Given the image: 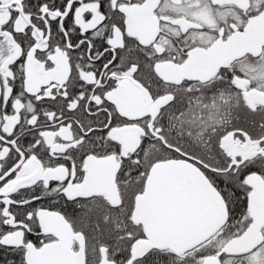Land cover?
I'll use <instances>...</instances> for the list:
<instances>
[{"label":"snow or ice","instance_id":"obj_1","mask_svg":"<svg viewBox=\"0 0 264 264\" xmlns=\"http://www.w3.org/2000/svg\"><path fill=\"white\" fill-rule=\"evenodd\" d=\"M0 264H264V0H0Z\"/></svg>","mask_w":264,"mask_h":264}]
</instances>
